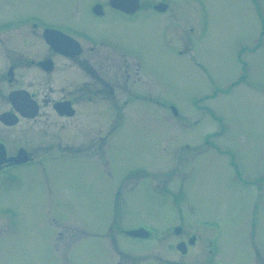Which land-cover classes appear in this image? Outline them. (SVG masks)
I'll list each match as a JSON object with an SVG mask.
<instances>
[{"label": "rangeland", "instance_id": "obj_1", "mask_svg": "<svg viewBox=\"0 0 264 264\" xmlns=\"http://www.w3.org/2000/svg\"><path fill=\"white\" fill-rule=\"evenodd\" d=\"M202 1L206 12L177 3L176 41L163 33L172 12L125 22L92 20L82 9L64 19L127 48L143 78L133 83L130 71L110 109L99 106L106 116L98 115L96 130L104 134L130 98L123 124L93 161L44 176L45 161L17 169V186L0 182V264H204L208 236L217 247L211 264H264V0ZM76 2L0 0V21L51 18V9ZM75 121L83 135L93 128L82 116ZM139 222L162 237L128 235ZM180 222L184 236L198 238L185 257L168 233Z\"/></svg>", "mask_w": 264, "mask_h": 264}, {"label": "flooded vegetation", "instance_id": "obj_2", "mask_svg": "<svg viewBox=\"0 0 264 264\" xmlns=\"http://www.w3.org/2000/svg\"><path fill=\"white\" fill-rule=\"evenodd\" d=\"M150 2L82 0L81 5L77 0L70 10L51 9V18L28 13L17 15L12 21H0V182L17 186L22 181L15 173L17 169L39 166L45 161H48L46 167H51L44 176L50 170L60 171L67 164L74 171L83 160L93 161L99 152L108 149L114 129L123 124V112L130 98L120 103V116L115 127L104 134L97 133L99 128L96 130L98 115L106 116L101 110L98 112L99 106L110 109V105L105 104L114 100L120 83L126 88L132 76L130 71L135 76L133 83L141 82L139 59L130 55L127 48H111L103 38L79 30L64 19H76L82 9L92 20L120 17L125 22H133L147 12H154L156 16H167L172 12L169 23L164 18L163 33L164 36L172 34L176 37V16L180 14L176 13L178 2L189 6L190 11L206 12L202 0ZM127 57L134 60V70ZM114 65L115 74L112 73ZM136 89L132 91V97H135ZM80 116L93 125L84 135L81 123L75 121ZM118 205H124V202ZM3 213L14 216L11 210ZM51 221L58 225L56 219ZM177 226L181 229L177 230ZM138 227L157 232L140 240H159L162 237L160 231L143 222L130 229ZM183 228H186L185 223L180 222L168 231L179 238L172 243V249L181 257L187 256L189 249L198 243L194 234L184 236ZM208 238L207 246H210ZM180 243H183V253L177 249ZM53 244L56 247L54 241Z\"/></svg>", "mask_w": 264, "mask_h": 264}, {"label": "water", "instance_id": "obj_3", "mask_svg": "<svg viewBox=\"0 0 264 264\" xmlns=\"http://www.w3.org/2000/svg\"><path fill=\"white\" fill-rule=\"evenodd\" d=\"M129 234H131V235H133V236H142L141 232H139V231L130 232ZM182 247H183V244H179V245H178V248H179V249H182L181 251L184 252V250H183Z\"/></svg>", "mask_w": 264, "mask_h": 264}, {"label": "bare ground", "instance_id": "obj_4", "mask_svg": "<svg viewBox=\"0 0 264 264\" xmlns=\"http://www.w3.org/2000/svg\"><path fill=\"white\" fill-rule=\"evenodd\" d=\"M217 253V252H216Z\"/></svg>", "mask_w": 264, "mask_h": 264}]
</instances>
